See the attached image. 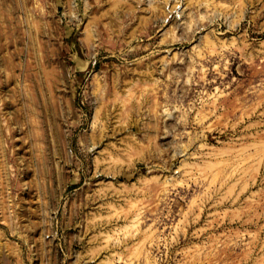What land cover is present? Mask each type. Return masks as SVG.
Masks as SVG:
<instances>
[{"label":"rangeland","instance_id":"374dc122","mask_svg":"<svg viewBox=\"0 0 264 264\" xmlns=\"http://www.w3.org/2000/svg\"><path fill=\"white\" fill-rule=\"evenodd\" d=\"M0 101V264H264V0H0Z\"/></svg>","mask_w":264,"mask_h":264},{"label":"bare ground","instance_id":"6f19581e","mask_svg":"<svg viewBox=\"0 0 264 264\" xmlns=\"http://www.w3.org/2000/svg\"><path fill=\"white\" fill-rule=\"evenodd\" d=\"M0 107H1V101H0ZM0 117H1V114H0ZM0 126H1V130L3 132V137L5 140V144H6V152H7L6 156L10 159V161L8 163V171H9L10 175H13V174H15L16 171H15V165L13 163V156H12L13 155L12 153L14 151H12L13 147H12L11 142H10L11 138L9 137L10 133H11V128L9 127L8 122H6L4 119H2V121H0Z\"/></svg>","mask_w":264,"mask_h":264}]
</instances>
